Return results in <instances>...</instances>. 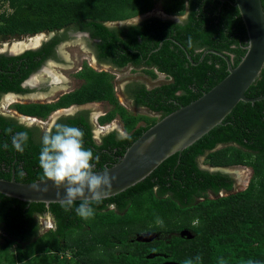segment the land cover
<instances>
[{
	"label": "trees",
	"instance_id": "1",
	"mask_svg": "<svg viewBox=\"0 0 264 264\" xmlns=\"http://www.w3.org/2000/svg\"><path fill=\"white\" fill-rule=\"evenodd\" d=\"M231 1L0 0V35L20 37L72 26L88 31L98 39L101 61L118 68L142 66L152 78L158 73L169 78L151 89L133 82L125 90L135 106L161 113L162 118L229 74L228 61L217 52L227 55L233 66L246 53L247 29ZM158 5L181 19L153 15L138 23L106 25L146 14ZM1 6L6 7L2 10ZM42 54L43 50H28L17 56L0 55V99L5 92L25 91L21 84L40 65L35 57ZM77 75L81 85L56 102L14 106L21 114L47 119L60 107L109 103L111 108L99 122L120 118L130 138L112 130L97 141L85 111L56 122L83 130V146L99 157L92 163L93 170L100 171L117 163L159 119L135 114L120 103L112 73L85 65ZM247 95H264V68ZM8 128L11 134L5 132ZM19 131L29 136L23 153L11 143ZM44 132L40 126L25 125L0 113V177L15 176L22 182L41 179ZM236 165L253 171L248 186L238 191L229 173L208 168ZM222 190L227 194L221 195ZM80 202L66 211L59 202H27L0 192V264H185L186 260L192 264H264V99L240 101L221 124L168 157L145 179L93 204L94 215L87 220L76 214ZM47 214L56 226L43 232L38 216ZM185 230L192 235H183ZM148 231L172 235L168 240L136 239Z\"/></svg>",
	"mask_w": 264,
	"mask_h": 264
},
{
	"label": "water",
	"instance_id": "2",
	"mask_svg": "<svg viewBox=\"0 0 264 264\" xmlns=\"http://www.w3.org/2000/svg\"><path fill=\"white\" fill-rule=\"evenodd\" d=\"M231 2L239 8L248 33L246 53L241 61L233 66L232 60L227 55L213 49L208 50L217 52L226 58L229 74L196 100L180 106L159 119L126 149L117 163L95 171L97 174L108 172L110 176L115 177L105 197L116 195L145 179L168 157L177 152L181 153L215 126L221 124L240 101L255 103L257 100L264 99V95L257 97L247 95L248 89L258 80L264 68L263 2L262 0H233ZM163 14L164 18L178 20V16ZM149 15L151 13L122 21H107L106 24L110 26L138 23ZM188 57L192 60L190 54ZM208 168L234 173L232 169L237 166ZM237 175L239 177L240 174ZM238 188L237 185L236 189ZM0 192L27 202L50 204L62 203L66 188L65 186L57 188L51 180L38 179L33 182H22L12 176L10 179L0 177ZM223 193L224 191L221 195H225Z\"/></svg>",
	"mask_w": 264,
	"mask_h": 264
},
{
	"label": "flooded vegetation",
	"instance_id": "3",
	"mask_svg": "<svg viewBox=\"0 0 264 264\" xmlns=\"http://www.w3.org/2000/svg\"><path fill=\"white\" fill-rule=\"evenodd\" d=\"M173 20H176V19H173ZM79 33L83 34L82 44L77 43V40H76V36L79 35ZM43 34H44L43 37H41L37 45H34V46L26 45L24 46V48H15L14 47L15 45L11 46V44L10 45L3 44L4 46L3 45L0 46V55H4L7 57L17 56L28 50H32V51L43 50L44 52V54L37 55L35 57V60L40 61V65L34 71H32L23 80L21 84L22 87L25 89V91L5 92L1 95V99H0V113L1 114L7 115L9 117H14L20 123H23L29 126H39L37 122L41 123L43 120H46V119H41L36 116H27V115L21 114L14 105L16 103L56 102L63 95L76 90L81 84L77 87H72L71 85L74 84L73 79H76L77 81L82 80V78H80L77 75V73L82 71L85 65L90 64L89 65L90 67L91 66L92 68L94 67L93 64L89 61V59H87V57H84L81 60L79 59L80 52L84 53L85 56H87L88 54V56L92 58V60H94V62H96V64H98L99 66H110L112 68L115 67L116 69L118 68L114 66L113 64H111L110 62L101 61V59L98 56V52L96 48L98 39L92 38L88 31L74 29L72 26L69 28H62V29H57L53 31H47ZM5 37L8 38V40L13 39V38L15 39L22 38L21 36L20 37L5 36ZM97 71H104V70H97ZM65 73L71 74V77H68ZM38 94H40V96ZM34 97H36L35 100H34ZM82 111H85L87 113L89 120L94 125L95 119L93 117V113L96 111V109L91 106L90 102H86L82 105L72 104L67 107H60L56 109L55 111H53L52 114L50 115V118L53 117V122L51 124V127L54 123L58 121L59 118L64 117V116H72ZM103 133L104 131H101V135H98L97 132L94 130L95 139L97 141H101L103 135H105ZM244 167H245L244 165L238 166V168H244ZM248 173L245 175V179H246L245 181L242 180L241 175H239L238 177L236 173H232V174L229 173V175L234 179L233 188L235 191L243 190L248 186L249 184L248 182H250L248 180H251L252 174H253L252 173L250 176V173L249 174ZM237 185L239 186L238 189H236ZM222 191L226 192L225 190H222ZM49 219L51 220L52 223L50 225H47L48 224L47 222ZM38 221H39L40 229L43 232L48 230L52 226H56L55 221L49 214H47L46 216H42V215L38 216ZM166 233L168 232L157 231L153 233L151 231H148L147 233L138 234L136 236V239H138L139 236L143 235V237L148 238L149 240L151 238L168 240L170 236L172 235V232L168 233L169 238L159 237V235H163Z\"/></svg>",
	"mask_w": 264,
	"mask_h": 264
},
{
	"label": "clouds",
	"instance_id": "4",
	"mask_svg": "<svg viewBox=\"0 0 264 264\" xmlns=\"http://www.w3.org/2000/svg\"><path fill=\"white\" fill-rule=\"evenodd\" d=\"M148 13H153V11ZM179 19L180 17H178V20ZM45 32L47 31L28 34L21 37H32ZM105 113L106 112L101 115H104ZM99 118L97 121L95 120L96 123H94V130L96 131V126H99L102 129L101 131L105 132L107 128H102V126L109 123L101 124ZM112 130L117 129L113 128L108 130V132ZM101 131L98 132L101 133ZM5 132L11 134L12 129H5ZM83 137L84 132L78 127L62 123H54L42 136V147L39 153V166L43 171L41 180H51L57 188L65 186L66 195L61 200L65 210H71L74 203L77 201V198H80L81 202L76 206L75 211L79 217L87 220L94 215V208L92 205L102 202L115 177L110 176L108 172L97 174V172L93 170L94 164L92 161L94 159L98 161L99 157H94L91 149L84 148ZM122 138L127 139L130 137L123 136ZM28 139L29 136L27 131L16 132L11 137L12 147L17 152L23 153ZM3 147L7 149V143H5ZM236 166L238 167L242 165ZM57 195L59 196L60 193L58 192ZM47 223V225H50L52 222L49 219ZM139 239L148 240V238L143 237V235L139 236ZM185 264H192V262L191 260H186ZM249 264H255V262L249 261Z\"/></svg>",
	"mask_w": 264,
	"mask_h": 264
},
{
	"label": "rangeland",
	"instance_id": "5",
	"mask_svg": "<svg viewBox=\"0 0 264 264\" xmlns=\"http://www.w3.org/2000/svg\"><path fill=\"white\" fill-rule=\"evenodd\" d=\"M5 7L6 6H1V9L3 10ZM152 11H153V13H151L152 16L153 15H157V16L164 15L163 12L161 11V8H160L159 5L156 8H154ZM180 19H181V17H180ZM110 26H114V25H110ZM82 37H83L82 33L81 34L79 33V35L76 36L77 43H79V44L83 43ZM32 38H34V36ZM26 39H29V38L28 37L16 38V39L13 38V39H9L8 40V38H6L5 36L0 35V46H2L3 44L4 45H7V44L10 45L11 44V46H12V44L14 45L15 42H20L21 40L22 41H26ZM84 57H87V59H89V61L93 64V66H94L93 68L94 69H96V70H104V71L107 70L108 72L112 73L115 76V79H114V83L116 84L115 85V93H116V95L118 94L117 96L119 98L120 103H122L125 107H127L128 110H130L131 112H134L135 114L147 115L151 119L155 118V117L158 118V119L161 118V116H162L161 113H157V112L151 111L150 109H148L147 107H144V106H135L133 100L131 98H129L125 94V90H126V86L129 83H133V82L144 83V84L147 85L148 88L151 89L154 86H158L161 83L168 81L169 78L165 74L158 73V76L156 78H152V77H150V75L146 74L143 71V67L142 66H134V65L130 64V65L124 67V68H117L116 69L115 67L112 68L110 66H99L98 64H96V62H94V60H92V58H90L88 56V54H87V56H85L84 53L80 52L79 53V59L81 60ZM65 74L68 77H71V74H68V73H65ZM73 80H74V84L71 85L72 87H77V86H79L82 83V80L81 81H77L76 79H73ZM38 95L40 96V94H38ZM35 99H36V97H34V100ZM90 104H91V106L93 108L96 109V111L93 113V117H94V119L96 121H97V119L99 118V116L102 113L107 112L111 108V105L109 103H107V102H93V103H90ZM52 122H53V117L50 118V116H49L48 119L43 120L41 123L37 122V124H39L41 130L44 132V131H47L51 127ZM144 123H145L144 121L140 122V124H144ZM106 128L107 129H106V131L103 134H106V132H108V130L116 128L120 135H122V136L126 135L125 130L123 128V124H122L120 118H116L115 120H113L112 122L107 124ZM96 129H97L96 130L97 134L101 135V133L98 132V131H101L102 129L99 126L98 127L96 126ZM203 160H204V158L200 159V162L202 164H203ZM232 171H234V173H236V171L238 173H240L243 181L246 180L245 179V175L248 172L249 173L253 172L251 167H244V168H238L237 167V168L232 169ZM238 173H236V174H238ZM231 174H232V172H231ZM223 194H227V192H224ZM1 233H2V231L0 230V234ZM182 234L186 235V236H191L192 235V233L190 231H188V230L183 231ZM159 237L169 238V234L166 233V234H163V235H159Z\"/></svg>",
	"mask_w": 264,
	"mask_h": 264
},
{
	"label": "bare ground",
	"instance_id": "6",
	"mask_svg": "<svg viewBox=\"0 0 264 264\" xmlns=\"http://www.w3.org/2000/svg\"><path fill=\"white\" fill-rule=\"evenodd\" d=\"M44 34H38L36 36H34V38H29L26 39V41H20V42H15L14 43V47L15 48H24V46L26 45H30V46H34L37 45V43L39 42V40L41 39V37H43ZM13 45V44H12ZM249 174V173H248ZM251 174V173H250ZM245 181V180H244ZM243 182V181H242ZM246 183V182H245Z\"/></svg>",
	"mask_w": 264,
	"mask_h": 264
},
{
	"label": "built area",
	"instance_id": "7",
	"mask_svg": "<svg viewBox=\"0 0 264 264\" xmlns=\"http://www.w3.org/2000/svg\"><path fill=\"white\" fill-rule=\"evenodd\" d=\"M107 125H103L102 128L106 127Z\"/></svg>",
	"mask_w": 264,
	"mask_h": 264
}]
</instances>
